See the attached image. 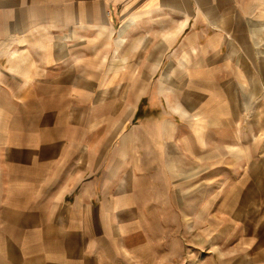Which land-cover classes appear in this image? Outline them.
Instances as JSON below:
<instances>
[{"label": "rangeland", "instance_id": "1", "mask_svg": "<svg viewBox=\"0 0 264 264\" xmlns=\"http://www.w3.org/2000/svg\"><path fill=\"white\" fill-rule=\"evenodd\" d=\"M81 39L76 42L80 52L71 57L79 67L76 84L0 85V122L6 130L16 129L18 140L24 137L23 127L32 124L27 138L37 140L41 120L56 128L57 117L64 116L49 159L64 161V166L50 180L48 196L34 203L69 215L76 189L85 199L80 205L84 217L94 215L96 222L85 221L81 228L66 224L58 235L54 231L53 248L62 240L65 260L41 262L51 252V246H44L49 238L32 239L33 232L31 244H21L24 214L17 215V224L8 219L15 215L0 212V264H264V26L258 35V69L251 72L156 71L126 64L116 69L113 54H90L89 40ZM109 40L91 41L104 49ZM163 76L178 78V83L158 85ZM4 77L9 80L0 71V80ZM137 79L144 85H136ZM221 97L223 119L216 114ZM138 100L139 114L148 116L141 123L133 116ZM160 102L173 110L182 106L185 117L175 113L164 123L166 132H179L157 150L151 114ZM11 135L4 134L8 145ZM26 142L20 139L17 146L29 149ZM120 145L117 165L104 177L106 170L98 164ZM90 161H97V167ZM95 168L104 203L91 211L83 205L92 193L83 179ZM124 193L128 215L118 204Z\"/></svg>", "mask_w": 264, "mask_h": 264}, {"label": "crops", "instance_id": "2", "mask_svg": "<svg viewBox=\"0 0 264 264\" xmlns=\"http://www.w3.org/2000/svg\"><path fill=\"white\" fill-rule=\"evenodd\" d=\"M263 26L264 0H0V71L7 72L9 76L8 81H4L5 77L0 80V85H75L74 72L79 67L71 57L80 52L76 42L81 38L90 42L87 44L88 53L113 54L110 62L116 69L126 64L135 69L156 71L251 72L258 69V35ZM116 35L119 39L115 38ZM97 38L110 39L109 45L100 49L97 41H91ZM66 53L71 56L65 57ZM167 74L165 72L164 76ZM71 76L72 81L70 78L66 81ZM164 76L157 79L158 85L178 83V78ZM135 84L144 85V82L137 79ZM221 84L223 88L226 82L223 80ZM221 99L216 114L223 119L224 97ZM140 100L133 116L138 112ZM154 108L157 110L154 109L151 114L152 139L155 149L161 150L168 140L170 142L175 137L172 133L179 132L176 129L166 132L164 123L172 120L175 113L180 118L185 117V109L177 106L173 110L161 102ZM146 117L139 118L138 123L145 121ZM58 121L63 123L64 116L59 115ZM47 122L44 119L40 121V137L37 140L27 138V133L34 128L32 124L20 131L25 137L19 136L20 139L30 142L29 149L24 148L22 143L17 146L20 139L16 129L6 130L0 122V212L15 215L14 219H8L17 224V215L24 214V231L29 227L31 232H24L21 244H31L33 232L32 239L49 238L44 246L47 249L51 246V252L47 251L46 258L41 262H64L65 243L57 239L56 248H53L51 240L56 233L54 231L64 233L66 224L81 228L85 221L96 220L94 215L93 218L84 217V209L80 205L85 199L75 192L76 189L73 191V204L69 205L71 217L55 207L35 205L34 202L48 196L50 180L58 176L55 175L57 167L64 166V161H49L57 148L55 133L60 126L58 123L56 128L46 127ZM122 132L117 130L115 133L119 135ZM7 133L12 134L9 145L4 141L7 139L4 134ZM121 146L112 149L114 152H106L99 162L98 165L106 170L104 177L117 165L114 158ZM4 158L10 161H4ZM90 163L97 167V161ZM124 164L120 161L121 166ZM62 173H65L64 170ZM100 178L95 168L83 179L89 183L92 192L89 201L83 205L91 211H94L95 204L104 203V185ZM97 189L101 190L100 195L96 194ZM118 198L120 208L125 206V213H129L128 193ZM113 211L118 212L115 208ZM73 215H77V219Z\"/></svg>", "mask_w": 264, "mask_h": 264}, {"label": "trees", "instance_id": "3", "mask_svg": "<svg viewBox=\"0 0 264 264\" xmlns=\"http://www.w3.org/2000/svg\"><path fill=\"white\" fill-rule=\"evenodd\" d=\"M139 113H141V112H139V107H138V112L134 116V118H136L137 121L139 120V118L145 116V114L143 115V114H139Z\"/></svg>", "mask_w": 264, "mask_h": 264}]
</instances>
